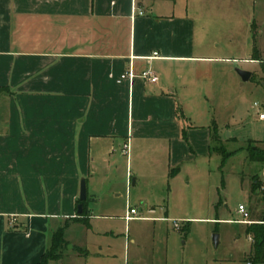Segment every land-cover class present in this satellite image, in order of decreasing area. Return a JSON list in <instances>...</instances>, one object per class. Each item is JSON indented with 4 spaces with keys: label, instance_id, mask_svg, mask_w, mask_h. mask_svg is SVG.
<instances>
[{
    "label": "crops",
    "instance_id": "0c3cea01",
    "mask_svg": "<svg viewBox=\"0 0 264 264\" xmlns=\"http://www.w3.org/2000/svg\"><path fill=\"white\" fill-rule=\"evenodd\" d=\"M195 18L166 0H0V264L39 262L51 232L78 218L83 178L89 225L106 218L93 212L112 211L108 195L120 194L88 184L108 177L124 146L140 157L168 146L174 175L172 147L193 128L177 99L213 76L214 60L196 54ZM256 49L251 62L264 63ZM147 66L155 85L116 82Z\"/></svg>",
    "mask_w": 264,
    "mask_h": 264
},
{
    "label": "rangeland",
    "instance_id": "374dc122",
    "mask_svg": "<svg viewBox=\"0 0 264 264\" xmlns=\"http://www.w3.org/2000/svg\"><path fill=\"white\" fill-rule=\"evenodd\" d=\"M166 2L197 18L196 54L214 60L212 79L199 83L187 98L177 99L183 120L193 127L186 140L172 147L176 163L172 169L177 171L167 177L166 145L155 147L145 157L138 156L135 147L129 148L127 156L119 151V158L106 164L108 177L88 184H95L96 189L115 186L120 197L108 195L112 211L93 212L106 218L94 219L88 227L69 222L59 260L49 264L248 262L251 242L245 229L249 225L239 223L243 218L237 209L243 205L251 220L264 207L259 195L264 189V164L249 160L250 149L264 150V121L258 119L264 111V63L251 62L256 48L264 61V0ZM237 71L255 74L241 85ZM213 126L217 142L209 140ZM126 175L137 180L134 185L125 182ZM251 181L260 185L253 193ZM129 209L136 211L134 217L139 220L124 221ZM146 209L154 214L147 215ZM166 214L168 220H153ZM53 222L63 223L61 219ZM213 235L219 236L216 248Z\"/></svg>",
    "mask_w": 264,
    "mask_h": 264
},
{
    "label": "trees",
    "instance_id": "16d2710c",
    "mask_svg": "<svg viewBox=\"0 0 264 264\" xmlns=\"http://www.w3.org/2000/svg\"><path fill=\"white\" fill-rule=\"evenodd\" d=\"M254 58L256 57L257 51L254 52ZM264 74V70H263ZM180 114V112H179ZM181 115V114H180ZM214 127V126H213ZM213 133L211 134V142L218 141L217 130L212 128ZM249 160L254 163L264 164V150L261 149H250L249 151ZM262 187V186H261ZM260 185L258 182L251 181L250 191L253 193L256 190H259ZM260 200L264 202V189L259 192ZM85 202H77V205H82V213L78 218L73 221L81 223L85 226H89L88 213L85 209ZM252 224H250L245 229V234L248 238L251 239V252L248 257V262L250 264H264V207L260 213L254 214L251 218ZM66 229V225L58 230L52 238L50 248L42 255L37 264H49L51 261L59 260L58 251L64 244L63 241V232ZM183 232H186V227L183 228Z\"/></svg>",
    "mask_w": 264,
    "mask_h": 264
},
{
    "label": "built area",
    "instance_id": "2783aa9c",
    "mask_svg": "<svg viewBox=\"0 0 264 264\" xmlns=\"http://www.w3.org/2000/svg\"><path fill=\"white\" fill-rule=\"evenodd\" d=\"M156 57H158V54L153 53L151 58H156ZM137 77L140 78L145 84H148V85H155L158 82V78L156 74L153 72V70L149 66H147L140 74H134L132 71L126 72L122 74L116 82L121 83L122 81H125V80L132 81L134 78H137ZM258 119L261 121H264V112L258 115ZM127 153H128V146H124L123 154H127ZM237 213L240 214L243 218V220L239 222L240 224H244V225L252 224V222L247 220L248 213H247L246 208L243 205L238 206ZM135 215H136V211L131 209L129 210L127 216L125 217V220L128 221L131 219L130 218L131 216H135ZM174 228L179 229L176 223H174ZM248 240L251 242L250 238H248ZM247 264H250V263L247 262Z\"/></svg>",
    "mask_w": 264,
    "mask_h": 264
},
{
    "label": "water",
    "instance_id": "95a60500",
    "mask_svg": "<svg viewBox=\"0 0 264 264\" xmlns=\"http://www.w3.org/2000/svg\"><path fill=\"white\" fill-rule=\"evenodd\" d=\"M237 74L240 77L241 85L248 82L252 76V74L247 71H237ZM78 199L80 202H84L86 200V186H85L84 180L80 181ZM81 213H82V205H78L77 214L80 215ZM212 242H213L214 247L216 248L219 243V236L213 235Z\"/></svg>",
    "mask_w": 264,
    "mask_h": 264
}]
</instances>
